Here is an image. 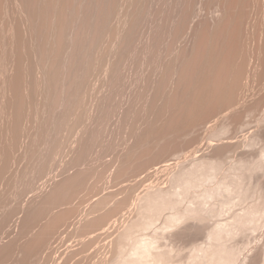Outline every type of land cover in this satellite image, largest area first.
I'll use <instances>...</instances> for the list:
<instances>
[{"label": "bare ground", "instance_id": "6f19581e", "mask_svg": "<svg viewBox=\"0 0 264 264\" xmlns=\"http://www.w3.org/2000/svg\"><path fill=\"white\" fill-rule=\"evenodd\" d=\"M108 36L111 44L103 54L109 58L100 63L104 64L101 82L106 89L93 100L89 112L87 106L86 112L79 109L88 123L72 141L68 133L75 130L67 127L74 130L66 131L64 139L70 141L64 149L67 165L52 173L49 159L58 155V137L71 115L75 116L73 110L85 102L97 52ZM132 59L138 60L135 66L142 61L150 66L142 77L148 94L142 98L147 93L142 91L145 100L135 115L141 123L132 120L133 127L128 122L133 127L128 130L131 140L121 153L114 154L111 177L116 182L124 180L156 163H171V155L179 149L181 154L167 163L171 168L167 180H150L141 192H137L138 183L146 180L147 173L153 176L156 169L148 171L143 180L118 181L89 198L81 216L72 222L82 210L68 205L98 168L82 167V163L90 159L96 145L102 147L98 158L114 145L101 138L100 124L121 104L113 105L112 92L125 80ZM251 85H255L249 90L253 93L244 97ZM262 104L264 0H0V176L14 163L15 149L18 160L27 161L26 169H15L9 181L0 185V201L8 197L0 210V264H29L33 256L41 259L40 264H51L54 243L69 237H76L68 245L69 256L86 251L77 262L82 264H235L242 249L226 239L264 216V200L263 206L255 201L259 193L255 189L263 188L258 182L253 184L258 187L251 186L255 180L245 183L252 172L263 170L264 117L256 119L243 139L233 141L235 135L227 134L232 127L237 132L246 123L244 117ZM131 108L124 111L123 121L131 115ZM80 116L79 121L74 118L75 123ZM241 146L255 148L252 153L256 155L243 150L234 161L229 160L231 164L227 162V152ZM37 159L41 162L35 163ZM224 159L229 163L227 171L222 166ZM159 169L164 171L163 165ZM27 176L30 180L25 182ZM19 182L21 190L16 192ZM254 192L257 203L245 202ZM20 195L24 197L19 202ZM237 204L244 208L235 210ZM225 213L229 215L218 219ZM214 216L217 220L208 224ZM199 233L208 240L194 244L193 237ZM180 240L190 246L184 245L189 251L183 260L178 257ZM42 250L46 255L40 256ZM256 253L243 257L249 258V264H260L262 253Z\"/></svg>", "mask_w": 264, "mask_h": 264}, {"label": "rangeland", "instance_id": "374dc122", "mask_svg": "<svg viewBox=\"0 0 264 264\" xmlns=\"http://www.w3.org/2000/svg\"><path fill=\"white\" fill-rule=\"evenodd\" d=\"M106 41H108V42H110V43H108V42H106V41H104L103 43H102V45H101V47H100V49H99V51L97 52V56H96V60L94 61L95 63H94V68L92 69V71H91V76L92 77H90V75H89V79H90V81H92L91 83H90V87H91V89H89L90 91H88L87 93L85 92L84 93V97L87 99V101H86V99H84L85 100V102L82 104V106H80L81 108L83 107V109H81L80 107L79 108H75L76 110H78L79 111V109L81 110V111H87V112H89L90 111V109H91V104L96 100V98L98 97V95H100V93H102V91H104L106 88V86L103 84V82H101L102 81V76H103V71H102V68H100V67H103L104 68V64H100L101 62L102 63H104L105 61V59L109 56V55H107V53H108V51H107V49H104L105 47L107 48L110 44H111V40H110V36H108L106 39H105ZM105 44V45H104ZM108 44V45H107ZM103 49L107 52V53H104L103 54ZM104 51V52H105ZM100 53V56H98V54ZM102 55V56H101ZM106 55V56H105ZM103 57V58H102ZM105 57V58H104ZM109 58V57H108ZM100 59V60H99ZM101 60H103V61H101ZM134 60H136L135 62H134ZM138 60L137 59H132L128 64H127V66H126V70L128 71H125V72H127L126 74V77H125V82H124V84H123V82H121V83H119L118 85L120 86H118V87H114V89H116V91H114V92H112L113 93V95H114V97L118 100V98H119V100L117 101L116 99H114V97H112V99L113 100H111L112 102H113V105H119L120 103V105L118 106V108H116L117 110V112H114V114L111 116V118H109L105 123H103L102 125L100 124V136L101 135H103V136H101V138H103V140H106V141H108L109 140V142L111 143L110 145H113L112 146V148L110 147V153H109V150L106 152L107 153V156L104 154L101 158H98V155H99V149H101L102 150V147H101V144L99 145V146H95V150L93 149V152H92V154L94 155V156H92V154H90V159H86L83 163H82V167H94L95 166V168H96V166L98 167L97 169H93V172H92V174H91V178L89 177V179H88V181H87V183H86V185H85V187L83 188V190H81L79 193H81L80 195L78 194V196H76L71 202H70V204L68 205V204H66V205H63V207H66L67 205L68 206H70V205H78V207H79V209H81L80 211V214L79 215H77V216H75V217H72L71 219H70V221H72V222H74V221H76V219L78 218V217H80L81 216V214H82V212L84 211V209H85V205H87V202H89V198H91V199H93L94 197H97V196H95L96 194H98L99 192H105V191H107V190H109V189H111L112 188V186H114V184L116 185L117 183H118V181H120L119 183H128L129 181H134V180H138V179H141V180H143V177L145 176V174L148 172V171H151V170H155L156 169V171L155 172H158V173H160V172H162V175L160 174H158L157 173V175L155 174V172H154V174H153V172L151 173L153 176H150L149 175V177H148V173L146 174V177L147 178H149V180L146 178V180H144V182L143 183H138L140 186H137V192H141V190H143V187H146V185L145 184H149L150 182V180L152 181V180H154V182H160L163 178H165V180H167V176H169V172H170V169L171 168H168V167H166V166H170L169 164L167 165V163L169 162V161H165V162H159V163H156L153 167H151V168H149L147 171H140V172H138V173H136V174H133V175H129V176H126V178L123 180V178L121 179V180H118L117 182L116 181H114L113 180V178L111 177V175H112V172L111 171H113L112 170V168L114 169V165L116 164V162H114L115 161V153L117 152V155H118V153H121L123 150L122 149H124V146H126L125 144H127L128 143V141L129 140H131V137L129 136L130 135V128L132 127H130V124L132 125L133 124V121L132 120H134V123L135 124H139V123H141L140 122V118L138 119V117L139 116H135L136 114H137V112H138V110L137 109H140L141 108V106H142V103L144 102V100L146 99V96H147V94H148V87H146L147 85H145L144 84V82H146L145 81V79L146 78H142L143 76L144 77H146L147 75V73H148V70L150 71V69H148L150 66L148 65V66H145L146 65V63L145 62H143L142 61V63H139V66H135V65H138L136 62H137ZM136 63V64H135ZM145 64V65H144ZM99 65V66H98ZM130 65V66H129ZM99 68H98V67ZM133 66V67H132ZM136 67V68H135ZM138 67H139V69L141 70H138ZM146 67H147V69H146ZM98 68V69H97ZM142 68V69H141ZM134 69H136V71H134ZM146 70V72H144L145 70ZM95 70H96V72H95ZM143 70V71H142ZM101 72V73H100ZM144 72V73H143ZM99 73V74H98ZM138 73V74H137ZM146 73V74H145ZM150 73V72H149ZM94 74H95V77H94ZM101 74V75H100ZM98 75V76H97ZM128 76V77H127ZM137 76V77H136ZM139 76H141V77H139ZM96 77H98V78H96ZM102 77V78H101ZM134 77H136V79H133ZM139 77V78H138ZM94 78V79H93ZM130 78V79H129ZM131 78L133 79V80H131ZM91 79H93V80H91ZM143 79V80H142ZM95 80V81H94ZM136 80V81H135ZM253 80V79H252ZM130 81V82H129ZM133 81V82H132ZM143 82V83H142ZM254 82H256V81H254ZM97 83H99L100 84V87H99V84L97 85ZM129 83V85H127ZM138 83V84H137ZM140 83V84H139ZM142 83V84H141ZM92 84V85H91ZM102 84H103V86H102ZM132 84H134V86H136L137 85V89H136V87H133L132 86ZM136 84V85H135ZM127 85V86H126ZM138 85H140V86H138ZM143 85H144V87L146 88L145 90H143L144 89V87H143ZM257 86V90H259V86L258 85H256ZM89 87V88H90ZM98 87V88H97ZM135 88V89H133V88ZM139 87V88H138ZM143 87V88H142ZM254 87H255V85H254ZM252 85H251V88L250 89H247L246 90V92H245V94L247 95H244V97H248V95L250 96L251 95V93H253V92H251V91H253L254 88ZM96 88V89H95ZM124 88V89H123ZM120 89V90H119ZM139 89V90H138ZM252 89V90H251ZM255 89V90H256ZM92 90V91H91ZM124 90V91H123ZM127 90V91H126ZM249 90H251V91H249ZM256 90V91H257ZM101 91V92H100ZM119 93H118V92ZM137 91V92H136ZM142 91L144 92V91H146L147 93H145V94H143V96H142V98H145L144 100H142V98H141V95H142ZM256 91H254V92H256ZM93 94H92V93ZM258 92V91H257ZM90 93V94H89ZM98 93V94H97ZM126 93V94H125ZM133 95H132V94ZM134 93H135V95L138 97H136L135 95H134ZM121 94V95H120ZM131 94V95H130ZM120 95V96H119ZM96 96V97H95ZM117 96V97H116ZM135 96V97H134ZM91 97V98H90ZM90 98V99H89ZM134 98H136L137 100H135ZM140 98H141V101H140ZM132 99L135 101V104H134V102L132 101ZM94 100V101H93ZM130 100V101H129ZM90 101V102H89ZM131 101L133 102V103H131ZM111 102V103H112ZM131 104H130V103ZM136 102H138L137 103V105H136ZM90 103V104H89ZM118 103V104H117ZM127 103V104H126ZM84 104H86V105H84ZM128 105H130V106H128ZM134 106V107H132L131 108V106ZM86 106L88 107V108H86ZM116 106V107H117ZM121 106V107H120ZM126 106H128V107H126ZM90 107V108H89ZM125 107H126V109L128 108V110L131 108V115L129 114V116H127L128 118L127 119H125V121H123L124 120V114H125V112L127 111L126 109H125ZM130 107V108H129ZM140 107V108H139ZM262 107V108H261ZM260 108H259V110H257V112H255V113H249L248 115H246L245 117H244V120L246 121V123L243 125V126H241V127H239V129H237V132H235L234 130L232 131V126H230V130H229V132H228V134H227V136H234L235 135V137L236 138H230V139H232L233 141L236 139L237 140V138L238 139H243V137L245 136L246 137V135L247 134H249V132L250 131H252V129L254 128L253 126L256 124V119L257 118H262V117H264V104H262V106H261ZM87 110H86V109ZM74 109V110H75ZM125 109V110H124ZM132 109H134L133 111H132ZM74 110H73V112L72 113H76L75 114V116H74V114H72L71 116H72V119L69 121V123L68 124H66L65 126H64V128H65V130H62L63 131V133H64V131H65V135H63V133L62 134H60V136L58 137V138H61L60 140L57 138V140H59V141H57V143L58 144H60L59 146H58V148H57V152H58V155H57V153L53 156V157H49L50 159V163H51V172L52 173H54V172H56V171H58L59 169H61L64 165L66 166L67 164H66V159H67V157H66V149H68L67 148V146L66 145H68V143H70V141H66V140H64L67 136V134H66V131H69V132H73L74 130H75V132L74 133H68V134H70L71 135V137H69V135H68V140H74V138H75V136L77 135V133H79L81 130H82V128H83V126L85 125V124H87L88 123V118L87 117H84L85 118V122L86 123H84V118H83V114H84V112H81V111H79V112H81V113H79V114H77L78 113V111L76 112V110H75V112H74ZM122 111H123V113H122ZM125 111V112H124ZM83 113V114H82ZM82 114V117L80 116ZM132 114H134V115H132ZM77 116H80V122H77V123H75V119L77 118ZM133 116L134 117H136V119L134 118V119H132L133 118ZM75 118V119H74ZM86 118H87V120H86ZM260 118V119H261ZM81 119H82V122L83 123H81ZM130 119V120H129ZM138 119V120H137ZM264 119V118H263ZM76 120H78L79 121V117H78V119H76ZM120 121V122H119ZM122 121H123V124H121L122 123ZM136 121V122H135ZM74 122V123H73ZM108 122V123H107ZM128 122L130 123V122H132V123H130V124H128ZM116 123H118V124H116ZM120 123V124H119ZM126 123H127V125H126ZM126 125V127H125V125ZM121 127H120V126ZM122 125H124V127H125V129L123 130V128H122ZM69 126H71L72 128V131H71V129H69V130H67V127H69ZM130 127V128H129ZM133 127H134V124H133ZM132 127V128H133ZM63 128V129H64ZM79 129H80V131H79ZM109 130V131H108ZM118 130V131H117ZM121 130V131H120ZM124 131V134L123 133H121V132H123ZM129 130V131H128ZM132 130V129H131ZM103 131L105 132L104 134H103ZM120 131V132H119ZM232 131V132H231ZM118 134H117V133ZM102 133V134H101ZM106 133L108 134V135H106ZM111 133V134H110ZM116 133V134H115ZM129 133V134H128ZM74 134V135H73ZM76 134V135H75ZM113 134V135H112ZM121 134V135H120ZM61 135H63V136H61ZM123 135V137H121ZM72 136H73V139H72ZM106 136V137H105ZM109 136V137H108ZM114 136V137H113ZM129 136V137H128ZM242 137V138H241ZM244 137V138H245ZM71 138V139H70ZM105 138H107V139H105ZM124 138V139H123ZM128 138H129V140H128ZM113 139H114V142H113ZM119 139V140H118ZM229 139V141H232V140H230ZM62 140V141H61ZM123 140H124V142H123ZM128 140V141H127ZM224 140H226V138L224 139ZM120 141L122 142V143H120ZM63 142V143H62ZM65 142H67V143H65ZM113 143V144H112ZM263 144H264V141L262 142ZM119 144V145H118ZM63 146V147H62ZM120 146H121V148H120ZM122 146H123V148H122ZM193 146L194 145H192V147L190 146V147H188V150H187V152L188 151H190L191 150V148H193ZM60 147V148H59ZM101 147V148H100ZM113 147H115V149L113 148ZM245 147H247V146H244V148H243V146H241V148L240 147H238V148H236V149H234L235 151L234 152H231V151H229V152H227V154L226 155H229V156H226L227 158H225L226 160L228 159V161L227 162H230L229 160H231V162L232 161H234L235 159L234 158H236V157H238L239 155H240V153L241 152H243V150H244V152H246V154L248 153V154H251L252 156H255L256 155V152L255 153H252V152H254L255 150H253V149H255V148H249V147H247V148H245ZM117 148H119L118 150H117ZM189 148H190V150H189ZM61 149V150H60ZM65 149V150H64ZM113 149V150H112ZM120 149H121V151H120ZM98 150V151H97ZM101 150H100V152H101ZM15 152H13V154H14V156H15V161H16V159H17V162H19V164L17 163V162H15L14 161V165L12 164V166L8 169V171H5L4 173H3V175H1L0 176V185H2L3 184V182L5 183L6 181H9V179L11 178L10 176H13V175H11V174H13L12 172L13 171H16L17 169L18 170H23V169H26L27 168V166L25 167L24 165L26 164V162L24 161V160H21L22 161V163H21V161L20 160H18L19 159V157H20V155H19V153H18V151L19 150H14ZM59 151H62V152H59ZM233 151V150H232ZM114 152V153H113ZM61 153V154H60ZM174 153H177V154H175V155H171V157H170V159L172 160L171 161V163L173 162V160H175V158L178 156V155H180L181 154V151H180V149L177 151V152H174ZM173 153V154H174ZM179 153V154H178ZM185 153H186V151H185ZM229 153V154H228ZM62 154H64L63 156H62ZM98 154V155H97ZM109 154V155H108ZM115 154V155H114ZM18 155V156H17ZM60 155V156H59ZM97 155V156H96ZM116 155V156H117ZM238 155V156H237ZM114 156V157H113ZM94 157V158H93ZM65 158V159H64ZM109 160H108V159ZM113 158H114V160H113ZM48 159V158H47ZM58 161H57V160ZM100 159V160H99ZM224 159V160H225ZM38 161H35V160H33V161H35V163H39V162H41V160H39V159H37ZM91 160V161H90ZM94 160H95V162H94ZM96 160H98V161H96ZM223 160V164H222V166L224 167V170H226L227 171V169H228V164L229 163H227L226 162V160L224 161ZM105 161L107 162L106 163V168H104V167H102V166H105L104 164H105ZM86 162V163H85ZM97 162V163H96ZM100 162V163H99ZM114 162V163H113ZM224 162H226V164H224ZM231 162H230V164H231ZM19 165H17V164ZM34 162H32V164H33ZM55 164V167H54V164ZM59 163H61V164H63V165H61V164H59ZM88 163V164H87ZM91 163V164H90ZM98 163L99 164H101V165H98ZM170 163V162H169ZM170 163V164H171ZM30 164V163H29ZM53 164V165H52ZM96 164V165H95ZM264 164V163H263ZM27 165V164H26ZM31 165V164H30ZM59 165V166H58ZM85 165V166H84ZM163 165V170L164 171H161L162 170V168H161V170L159 169L161 166ZM35 166V165H34ZM53 166V167H52ZM57 166V167H56ZM221 166V167H222ZM227 166V167H226ZM25 167V168H24ZM31 167V166H30ZM30 167H28V169H30ZM80 167H81V165H80ZM20 168V169H19ZM53 168H55V169H53ZM59 168V169H58ZM110 168V169H109ZM167 168V169H166ZM225 168H227V169H225ZM263 170H261V169H259V171H257L256 170V173L255 172H252V176H251V174L250 175H248L247 177H246V179H245V183L247 184L248 183V185H249V181H254V182H251L252 184H251V186L255 183V182H258V183H260V186L263 188V189H261L260 187H258L257 186V183L255 184V185H253V186H257L258 187V189H255V190H259V191H257V192H259L258 193V197H257V194L255 193V195L254 196H251V197H249V199L250 200H248V199H246L245 200V202L246 201H249L248 203L250 204L251 202H253L254 201V199L257 197V199H255V201H257L258 203H260V204H262V206H263V200H264V196L263 197H260V190H262V192H263V194H264V166L263 167H261ZM16 169V170H15ZM101 169H103V170H101ZM157 169H159L158 171H157ZM72 169H69V171H71ZM223 170V168L221 169V170H219V171H222ZM104 173V176H102V174ZM111 172V173H110ZM223 172L224 171H222V175H223ZM51 173V174H52ZM219 173V172H218ZM218 173H216V175H218V178L219 177H221L222 175H221V172H220V174H218ZM99 174V175H98ZM102 177H101V176ZM109 175V176H108ZM105 176H107L106 178H105ZM157 176V177H156ZM251 176V177H250ZM10 177V178H9ZM110 177V178H109ZM131 177V178H130ZM150 177H151V179H150ZM158 177H160V178H158ZM249 177V178H248ZM112 178V179H111ZM153 178V179H152ZM92 179V180H91ZM102 179V180H101ZM109 179H110V181H109ZM127 179H129V180H127ZM158 179H160V180H158ZM248 179V180H247ZM251 179V180H250ZM6 180V181H5ZM28 180H30V176H27L26 177V180H25V182H27ZM91 180V181H90ZM126 180V181H125ZM164 180V181H165ZM247 180V181H246ZM97 181V182H96ZM122 181V182H121ZM101 182V183H100ZM149 182V183H148ZM8 183V182H7ZM20 184L15 188V190H16V192H18L19 190H21V186H22V184L24 183V181L22 182V184H21V182H19ZM94 183H95V185H94ZM109 183V184H108ZM88 184V185H87ZM99 184V185H98ZM163 184V183H162ZM161 184V185H162ZM145 185V186H144ZM93 186V187H92ZM212 186H213V183H212ZM256 187V188H257ZM93 188V189H92ZM101 188V189H100ZM107 188V189H106ZM89 189V190H88ZM101 190V191H100ZM88 191V192H87ZM98 192V193H97ZM262 192H261V195H263L262 194ZM85 193V194H84ZM28 194H30V192L29 193H27L25 196H27ZM83 195V196H82ZM89 196V197H88ZM24 196H19L18 198V200H19V202H20V200L23 198ZM88 197V198H87ZM253 197H254V199H253ZM80 198V199H79ZM84 198V199H83ZM13 199V198H12ZM14 199H16L17 200V197H15ZM12 200L13 201V203H12V201H10V199H9V202H11V204H13L14 206L16 205L15 204V200ZM213 199V198H212ZM263 199V200H262ZM214 200V199H213ZM212 200V201H213ZM263 202H262V201ZM5 201H8V197L7 196H5L1 201H0V210L1 209H3V206L4 205H2L3 204V202H5ZM80 201H81V203H80ZM216 201V200H215ZM215 201H213L214 202V204H215ZM251 201V202H250ZM253 202V203H251V204H255V203H257V202ZM261 201V202H260ZM79 202V203H78ZM217 202V201H216ZM244 201L242 202L243 204H246ZM16 203H17V201H16ZM10 204V205H11ZM131 204L132 203H130V205L128 206V209H129V207L131 206ZM13 205H11V207L13 206ZM85 207H84V206ZM67 206V207H68ZM82 206V207H81ZM242 206V205H240V204H237L235 207H233L235 210H237V211H239L240 209L242 210V208H244V206H242L241 208L240 207ZM245 206H247V204L245 205ZM239 209H238V208ZM232 208V209H233ZM263 209H264V207H262ZM126 210L125 211H127L128 209H127V207L125 208ZM124 210V209H123ZM240 210V211H241ZM124 211V212H125ZM231 211V210H230ZM263 213H264V210L262 211ZM122 213H123V211H122ZM262 213V214H263ZM229 214L228 213H225V215L223 214V216L221 215L220 217H218V219H223V217L225 216H228ZM264 215V214H263ZM118 216V215H117ZM116 216V217H117ZM116 217H113L114 219L116 218ZM216 216H214V217H212V219L208 222V224H213V222H215L216 220H217V218H215ZM112 218V219H113ZM263 219H264V216L262 217ZM262 218H260L261 219V221H260V219L258 220V221H260L259 223H258V221L256 220V221H254V222H252L251 224L249 223V224H247V225H252V224H256L255 226V228H254V225H252V227L250 226V228H249V226H247L246 228H245V230H244V232H240V233H242V234H240V233H238L237 235H234L233 237H232V239L231 238H228V239H226L227 241H226V243H228L229 245H233V246H235L236 247V245L235 244H237V245H240V246H238V248L241 250V259L242 258H246V256H250L251 254H253L254 252L256 253V252H260V253H262L261 255V258H260V261L262 262H260V264H264V258H262L263 256H264V220L262 219ZM216 219V220H215ZM78 220V219H77ZM215 220V221H214ZM263 220V221H262ZM110 223V222H109ZM260 224V225H259ZM109 225V224H108ZM258 226V227H257ZM63 228V227H62ZM255 230H254V229ZM248 229H250V230H248ZM247 230V231H246ZM101 231H102V229H101ZM101 231H99L98 230V232H101ZM250 231V232H249ZM95 233H97V232H95ZM2 235H3V233L2 232H0V239L2 238ZM193 238H194V240H193ZM193 238H189L190 240L189 241H192L193 240V242H194V244L196 243V242H199V243H196V244H201L200 242H202V241H204V240H208V239H206V237L202 234V233H199V234H197L196 236H194ZM4 239H6V238H4ZM76 239V237L74 238V237H69V238H67L66 240H64V241H62V242H57V243H54V245L56 246V251H55V259H54V261L51 263V264H82L83 263V261L82 262H80V263H77L80 259H81V257L84 255V253L86 252V251H79V252H76V253H74L73 255H71V256H69L68 255V245L72 242V241H74ZM204 239V240H203ZM231 239V240H230ZM185 240V239H184ZM184 240H180V241H178L177 242V245L179 244L180 246V250H181V252H179V255H178V257L180 258V260H183L184 258H185V254L189 251V250H187V249H189V243H188V241H187V243H186V245H185V242H184ZM186 240H188V238L186 239ZM228 240H230V241H228ZM238 242V243H237ZM244 242V243H243ZM232 243V244H231ZM190 244L191 245H193V243L192 242H190ZM243 244V245H242ZM53 245V244H52ZM53 245V247H51L52 248V250H53V248H54V250H55V246ZM189 246V247H185V246ZM181 246H184V247H181ZM93 247V246H92ZM91 247V248H92ZM51 248H49L50 250H51ZM90 248V249H91ZM182 248H184V249H182ZM263 248V249H262ZM48 249V250H49ZM244 249V250H243ZM251 249V250H250ZM179 250V251H180ZM255 250V251H254ZM262 251V252H261ZM251 252H253V253H251ZM239 253V252H238ZM260 253H256V254H259L260 255ZM246 254V256L245 257H243L244 255ZM250 254V255H249ZM44 255H46V252L45 251H41V255L40 256H44ZM239 255V254H238ZM35 258V256H33L32 257V259H31V261H30V263L29 264H40V261H41V259L39 258V261H38V259H36ZM239 259H240V255H239ZM240 259V260H241ZM237 261V262H235V264H238V262H240L241 264H243L244 263V261H245V263L244 264H249L250 263V261H249V263H248V261L247 260H249V258H246V260L244 259L243 261L241 260V261ZM38 261V262H37ZM239 263V264H240ZM234 264V263H233Z\"/></svg>", "mask_w": 264, "mask_h": 264}]
</instances>
